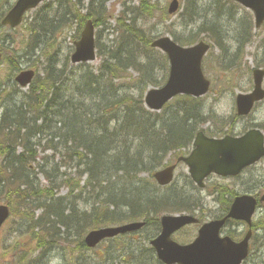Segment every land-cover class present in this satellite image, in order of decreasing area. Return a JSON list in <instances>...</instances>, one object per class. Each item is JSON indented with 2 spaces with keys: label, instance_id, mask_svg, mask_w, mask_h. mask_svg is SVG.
I'll return each mask as SVG.
<instances>
[{
  "label": "rangeland",
  "instance_id": "rangeland-1",
  "mask_svg": "<svg viewBox=\"0 0 264 264\" xmlns=\"http://www.w3.org/2000/svg\"><path fill=\"white\" fill-rule=\"evenodd\" d=\"M15 0H5L0 2V11L7 8ZM70 0L67 2L69 3ZM77 0V8L75 11L68 15L72 21L71 25L63 31L66 24L60 25L58 32L53 35L51 33L42 32L39 27L32 28V18L34 15H41L40 19L52 17L57 11V7L60 5V0H46L36 9L28 13V17L24 20V23L17 30L9 31L3 29L4 37L9 41L8 34H12L13 43L12 48L9 52H5L6 58L0 64V85L7 92H12L13 85L12 81L16 73L24 70V68L35 69L48 64V61L58 59L59 64L64 66L69 64L68 68V78L60 80L58 87L62 90L68 88L70 81L72 79V74L76 73L78 75L82 74L87 70L88 73L92 74L95 78L100 79V83L103 81L107 82L108 85L113 83L122 87L124 93L126 92L130 95L127 99L131 103H136L141 96V93L147 88L151 81L160 82L166 81L169 74V61L166 59L165 55L159 49L154 50L153 59L144 60V65H150L148 72L144 73L137 67V64L131 67L126 65L125 62L122 64L121 60H113L112 63L107 62L112 58V55L119 56L121 53L128 56V51L126 48V37L124 29L118 24V17L124 9L125 0ZM142 0H136L134 6L140 7L139 3ZM151 5L157 3L159 7L157 8L154 15L149 18H144L143 20H138V27L145 29L146 41L154 40L159 36L169 35L176 41L180 37L185 40L188 38L189 29L184 30L186 21L182 19L185 12L187 13V0H181L182 7L175 15L166 14V10L169 6L171 0H148ZM195 3H201L203 5L200 11L201 16H207L209 19L216 14L217 11L214 7L218 4H222V7L228 11V15H225L222 20V36H213L208 33H200V39H205L210 43L212 49L205 56L203 62V69L207 79L211 80L210 92L200 98L199 100L192 99L190 102L185 100L184 97H180L175 101H172L170 105L164 108L159 113H154L149 115H144L143 120L148 118L152 121V125L155 127L154 134H163L162 124L164 121L172 120L175 126H185L187 131L193 130V125L198 127V129L205 131L208 136L213 137H225L226 134L238 136L246 132L253 126L261 128L264 131V101L259 103L255 109L253 115L248 118H242L238 116L236 112V96L239 93H247L253 90L254 78L253 70L260 65L264 66V25L261 28H256L254 23V13L247 10L245 7L238 5L234 0H194ZM73 3H75L73 1ZM92 3L90 13L92 14V19L98 16L96 10L102 11V16L99 15L98 26L96 27V41L100 42L102 46L101 53L97 56L94 61L87 64H72L71 56L75 49V41L80 37V32L82 28L79 27L83 22V16L88 14V7ZM200 4V6H201ZM207 9V10H205ZM187 10V11H186ZM1 13V12H0ZM73 14H76V19H73ZM166 14V15H165ZM82 16V18L79 17ZM27 18L29 20H27ZM97 19V18H95ZM94 19V20H95ZM126 24V21H123ZM30 27V28H29ZM219 27V25H218ZM38 29V31H37ZM247 32L250 39L244 43L245 37H243L242 32ZM41 41L44 45L40 46L37 41ZM11 42V41H10ZM46 45V49H45ZM136 50L140 53L142 52L140 48L142 46L140 43L135 45ZM238 53V59L230 64L234 60V54ZM231 55L232 60H229ZM122 57V56H121ZM229 60V61H228ZM19 68H16V63ZM115 61V62H114ZM108 64L110 65V70H108ZM144 77V78H143ZM15 83V82H14ZM110 83V84H109ZM103 87V86H102ZM14 88L17 89L20 95L28 97L30 92L29 88H20L16 83ZM264 88V82H263ZM131 93L129 92V90ZM3 91V92H5ZM107 92L110 95L114 94L113 90H106L101 88L99 93L94 94L95 100L97 97H102L103 93ZM118 92V91H117ZM134 95V96H133ZM101 101V100H97ZM191 104V106L196 107L195 114H198L199 121L195 122L186 114V109L184 105ZM0 100V114H1ZM142 105V103H141ZM142 107H144L142 105ZM187 108V107H186ZM124 107L116 112V116H121ZM146 109V108H145ZM178 113L172 116V111ZM147 111V109L145 110ZM115 113L109 114L113 116ZM60 120V119H59ZM172 123V124H174ZM38 124H41L39 121ZM176 126V128H177ZM159 128V129H157ZM56 132V131H55ZM143 135L139 131V139L136 136V150L139 144L143 141ZM164 135V134H163ZM50 135L38 134L34 139L36 148L39 150V162L41 163L43 158L53 156L55 160L61 163V157L67 152L65 148V139L57 138L55 139V147L52 148L53 142L50 141ZM47 138V139H45ZM189 138V137H188ZM5 145L15 147V144H9L6 139L0 135V146ZM18 150H22L21 145H17ZM67 147V146H66ZM192 145L183 147L178 151H171L170 156H166L164 167L167 164H172L177 162V157L187 155L191 152ZM67 154V153H66ZM6 157L3 156L0 159V204L10 203L12 215L8 220V223L1 230V241H0V264H22V260L25 259V250L31 249L37 250V239L34 238L31 232H29L30 219L34 212V205L30 204L27 208L23 209L26 205V199L18 200L15 195L10 193H15V189L12 190L7 186L6 183V166H2L3 160ZM37 166H33L30 170L35 169ZM159 168V169H161ZM64 169L62 168V172ZM189 170L186 164L179 163L176 168L175 178L173 184L167 187H158L153 181L148 169L142 168L139 170L137 183L139 180H145L144 182L149 183V188L163 193L165 195L174 196L177 195L179 198L186 199L189 204V211L186 209V213L194 214L201 218L202 222H208V220L215 219L221 216L222 211L225 210L226 204L222 202L219 198L218 189L227 190L229 194L224 196L223 201H230L235 195H240L242 193L262 195L264 192V159L261 162L250 166V168L243 171L237 177L223 178L220 176L211 175L206 179V188H197L192 181H190V176L188 174ZM70 175V172H66ZM39 185L41 188L49 190L51 187L55 195V203L58 199L66 198V200L73 201L74 198L70 197V193L74 191V187L78 183V179L72 178L69 184L55 183L54 186L48 182V180L41 176L38 177ZM192 182V183H191ZM6 183V184H5ZM2 184H5L4 186ZM84 185H82L83 187ZM159 188V189H156ZM24 190V189H21ZM80 192V191H79ZM233 192V193H232ZM88 191L85 188L83 191V196L85 202L80 206L81 210L86 209L89 205L93 204V199L87 194ZM87 194V195H86ZM235 194V195H234ZM64 199V201H66ZM57 204V203H56ZM255 215V236L251 242L252 251L251 257L244 264H264V206L257 210ZM172 214L170 212H164ZM184 213V212H182ZM35 216L41 214L40 210L34 212ZM154 219L159 218L163 214H153ZM74 223L70 224L72 227ZM155 221L153 222L154 226ZM153 226H147L140 232L131 233L127 236H121L119 240L116 241H105L99 245L96 249H89L82 251L79 245L70 244L65 242L60 245L62 251L57 253H47L46 261L48 264H88L97 261L101 264H155L156 259L154 258L153 252L144 251L147 248L148 242L145 241L147 236L153 235ZM199 225L186 228L175 234V240L179 242H187L196 237ZM56 230L64 232L65 227H61L56 223ZM246 227L244 224L231 223L224 231L223 234L229 233L233 234L236 238H241L244 235ZM73 235L76 231L72 232ZM44 235L43 232L39 231V237ZM77 238V237H76ZM75 239H70L75 241ZM147 242V243H146ZM128 252L124 258H115L119 254H124ZM37 255V252L34 253ZM78 261V263H77ZM75 262V263H73Z\"/></svg>",
  "mask_w": 264,
  "mask_h": 264
},
{
  "label": "bare ground",
  "instance_id": "bare-ground-1",
  "mask_svg": "<svg viewBox=\"0 0 264 264\" xmlns=\"http://www.w3.org/2000/svg\"><path fill=\"white\" fill-rule=\"evenodd\" d=\"M3 1L5 0H0V2H3ZM196 1L198 2V0ZM134 2H136V0H125L123 4L124 9L118 17L119 25L123 21L127 22L124 28H125V35H127L126 48L129 54L128 56H125L123 55V53H121L118 56V59L121 60L122 62H125V64L130 67L132 65L137 64V67H139L142 70L143 68L150 66L147 64L144 65L143 64L144 60L153 59L155 52L149 46V43L146 41L147 36L145 33V29L138 27V20H143L144 18H149L152 15H154L159 5H157V3L154 5H151L147 2H144L143 6L140 8V7L134 6ZM200 4L192 2L191 5H189L187 8L188 12L187 13L185 12L184 14V19L186 21L184 30L189 29L188 36H195L200 33H208V34H212L213 36H218V37L222 36L223 32H222L221 27L222 25H224L222 18L225 15L229 14L228 11H226L225 7L224 8L222 7V4L221 5L218 4L214 7V9H216L215 11H217L216 14L212 16V18L209 19L207 16H201L200 11L202 10L203 5L201 4L200 6ZM90 7H91V3L88 8ZM75 9H76L75 5L71 3L66 8L58 7L57 11L63 14L64 16H67V15L72 14L75 11ZM169 9L170 7L168 6L166 10V14L168 15L171 14L169 12ZM5 10L6 8L2 10V12L0 13V50L9 52L12 48L13 41L12 42L8 41L4 37V34L2 32L3 28L5 27V22H4L6 19L5 14H4ZM96 11L98 15L102 16L101 10H96ZM28 13H26L22 17H28L27 16ZM41 17H42L41 15H37V14L33 16L32 28L39 27L40 29H44L49 26L48 18L40 19ZM79 17L82 18L81 15H79ZM85 19L87 20V22L92 23L93 21L92 16L89 13L85 16ZM27 20L29 19L27 18ZM242 34H243V37H245L244 39V43H245L250 39V36L245 31L242 32ZM37 43L41 44L40 46L44 45L39 40L37 41ZM138 43H140V45L142 46V48H140L142 52L140 53L135 48V45ZM45 49H46V45H45ZM101 50H103L102 46L100 45V42H97L94 46L95 59L97 58L99 53H101ZM240 52L241 51H239V53ZM74 54L75 53L72 52L70 56H73ZM237 55L238 54H234V60L230 64H233L238 59ZM232 59H233V56L231 55L229 60H232ZM15 64L16 65L18 64L17 61ZM50 65L52 67H56V69L61 70L62 73L68 72L66 69H63V66L61 64H59L58 59H54L50 63L46 64V66L43 65L40 67H36L34 69L33 71L34 75L31 80L34 86H36L43 78L46 77L47 72L49 71V69H51ZM143 72L147 73L148 68L144 69ZM93 81H94V84H91L92 88L94 85H98L99 87L104 88L106 90H113V91L116 90L120 93L123 102L130 105V102L126 98V95L124 91L122 90V87L117 85L118 83L117 84L113 83L111 85H108V83L105 81H103L102 83H98L97 81H95V79H93ZM14 84L15 83H14V78H13L12 85H13L14 90L12 92L5 91V89H3V86L0 85V100L2 102V105H1L2 112L0 114V135L2 134L4 130L12 126H15L17 124L20 126H26L28 124H31V122L34 119H36L37 116H40V115H44L43 119L47 120L48 126L53 127L57 123V126L60 127L63 122L62 121L59 122V119H65V117L69 118L70 117L69 114L72 111L71 107L75 103L76 99L81 97L82 94L83 95L88 94L91 88V85L89 84V82H83L80 85H76L68 93H65L61 91V87L56 86L55 89L51 91H47V93L38 95L36 98H31V97L28 98L24 95H20L19 91L14 88ZM167 84H168L167 80L165 82L160 81L158 83H155L154 87L158 88V87L165 86ZM129 92L131 93L130 90ZM145 98H146V94L142 92L137 104L143 103L145 101ZM102 101L106 102L107 97H104ZM121 104H119L118 106H121ZM86 105L90 106L91 103L86 102ZM184 108L186 109L188 113L192 114L190 117L192 120L194 119L195 122L199 121L198 114L194 113L197 111L195 106L193 105L191 106V104H186L184 105ZM143 113H144L143 108L140 105H138L132 111V115H131V117L133 118V121H135L136 123L137 122L143 123V126L145 127V133L143 135V138L147 140V142H149V147L138 158V160L141 161V164L139 165L138 170L142 168L145 170L147 168L149 171H152L157 168H160L162 165H164L166 161L164 158L166 156H170L172 154L171 153L172 150L175 152L180 149H183V147L187 145L189 147L192 145V150L196 148L195 144L193 143L194 138L192 139L186 138V139H182L181 141H177L176 139H173L171 140L173 141L171 144L170 142H168L162 145V149L160 150V148H158L157 146V140L154 138L155 137L154 135L155 127L152 125V121L149 118L147 120H143V117H144ZM174 113L177 114L178 110L177 112H174V110L172 111L171 118L175 116ZM81 114H82V118L86 120L88 115H86L84 111H81ZM71 119L73 120V117ZM75 121L79 123L80 119L76 118ZM172 123L174 122L170 119V120L164 121L162 126L166 127V126L171 125ZM203 132H204L203 130L198 129V127H195L193 125V134L203 133ZM210 137H213V136H210ZM109 139L115 143L121 144L125 148L132 146L136 142L132 133H127L124 135L113 134L109 137ZM109 143L111 145V141H109ZM4 151L6 155V160H15L17 159L19 155L25 153L24 149L18 150V147L15 148L13 146H5ZM38 151L39 150L36 147H34L33 153H31L29 156L25 153L26 158L27 156L29 158L34 157L33 159H35V161L32 162V167L37 166L35 169H33L34 170L33 173L30 169L26 171L27 174L31 177L32 182H35L34 177L38 178L41 175V176H44L48 180V182L51 183L52 186H54V184L59 182L60 180L69 184L73 177L78 179V184H80L81 187L82 185H84L88 176L84 175V177L82 178L81 176L82 174L80 173L79 170L74 168V165L66 163V159L69 157L70 150L66 152L67 154L64 153L62 155L61 160H60L61 163H59L60 166H58V162L55 160L53 156L45 157L43 158L41 163H38L39 162ZM187 155L179 156L177 157V160H180L181 158ZM62 168L64 169L63 172H62ZM67 171L70 172V175L66 174ZM46 172L48 173L49 176H54L55 179L53 180L49 179L46 176ZM135 175L137 176V174ZM36 183H39V179L38 181H36ZM51 190L53 191L52 187H51ZM217 193H219L220 195L219 196L220 200L222 202H225L226 207H228L230 205V201L228 200L223 201L224 196L229 194L228 191L223 190V189H218ZM150 194L153 195L155 200L157 199L155 203L161 204L163 199H165L167 200V202H169L173 206V209H175L177 212L179 213L183 212L181 207L177 204H173L171 198H169L167 195L163 193L161 194L153 189L150 190ZM70 197H73L74 200L73 201L66 200L61 203L56 202L57 204L53 201H49L47 198L43 196L41 198L34 199V201L32 202V204L34 205V212L37 210H40L41 214L36 217L33 212L31 216L30 221H32V227H31L30 232L32 233L33 236L39 235V230L42 229L43 225L53 224V222L60 223V224H66L68 227H65V230L63 233H61L62 232L61 231L58 233L53 232L50 234H44L40 239L37 240V243H38L37 250H33L31 252V249H28L24 251L26 255H25V259L22 260V264H48L46 261L47 254H45L43 251L47 253H51V252L57 253L58 251H62V248L60 247V245L64 244L65 242H68L69 244L70 242L72 244L77 243L79 245V248L82 249L85 243L84 240L86 237V233H84L83 230L81 231L78 227H83L84 225L81 222H77L73 227H71L70 223L78 215L82 217V215L87 216V214L93 213L95 207L88 206L86 207V209L81 210L80 206L82 207V205L85 202V198L83 196V188L75 189L72 193H70ZM130 214L131 212L130 213L122 212V217L123 215H126V216L128 215L130 217L131 216ZM182 214H185V212ZM160 219L161 218L159 217L158 220ZM125 226H128V224L124 222V220L114 223V227L118 229H120V227H125ZM73 231L74 232L76 231L75 235L72 234ZM127 235H129L128 232L119 231L115 233V235L110 236L106 241H109V240L116 241V240H119L121 236H127ZM75 238H76L75 241L73 240L70 241V239H75ZM153 240H155V238ZM145 241L148 242V245H147V248L144 249V251H151L152 246H153L152 238L151 239L147 238ZM235 241L239 242V239L235 238ZM36 252H37V255L34 254ZM127 253L128 252H125L124 254L121 253L117 255L115 258L121 259L122 257L123 259ZM79 264H84V263H79ZM88 264H91V263H88ZM93 264H101V263L95 261L93 262ZM155 264H167V262L166 260L165 261L157 260Z\"/></svg>",
  "mask_w": 264,
  "mask_h": 264
},
{
  "label": "trees",
  "instance_id": "trees-1",
  "mask_svg": "<svg viewBox=\"0 0 264 264\" xmlns=\"http://www.w3.org/2000/svg\"><path fill=\"white\" fill-rule=\"evenodd\" d=\"M144 2L145 1H143V3ZM192 2V0H187V7L191 5ZM143 3L141 5H143ZM61 16L62 15L58 16V22H61L62 25L65 20ZM119 26L124 28L125 24L122 22ZM197 37V35L189 36L190 40L187 44L194 42ZM115 59L118 60V56L114 54L110 60H107V62L112 63ZM51 61L52 60L48 62L50 63ZM14 66L18 68L17 65ZM50 67L51 69L47 72L46 77L36 86L32 85V91L28 95V98H36L38 95L55 89L58 80L65 76V73H62V71L56 69V67H52L51 65ZM107 68L110 70L109 64ZM75 77L76 75H74V79ZM93 79L100 83V80L95 77L93 78L92 74H82L80 78L74 80V87L83 82H89L90 85L94 84ZM99 89L101 90V87L98 85H94L93 88L91 85L90 92ZM70 90L71 89L61 91L68 93ZM90 92L86 95L82 94L81 97L76 99L71 107L72 111L69 114L70 117H65V119L59 120V122H63H61L62 124L60 127L57 126V123L53 127L48 126L47 120L43 119L44 115H40L37 116L31 124L26 126H20L17 124L8 128V131L7 129L4 130L2 133H5V136L3 134L1 135L6 140L8 139L11 142H17L22 145L25 153L29 156L33 153L34 147L36 146L31 142V138L44 131H50V135L55 137L54 131L52 132L51 130L52 128L56 129L57 126L56 131H58V137L65 139V148H67V151L70 150L66 163L74 165V168L79 170L82 174V178L84 175L88 176L84 183L85 186L81 187L80 184L77 183L76 187H74L75 189L83 188V191L86 188L88 191L87 194L94 201L93 206L95 209L93 213L87 214V216L82 215V217L78 215L74 218V220H76L75 223H83L84 226L78 228L81 231L83 230L84 233H86L89 228L108 225V223H117L122 220L130 221L131 219H141V217L145 218L147 223H153L155 221L154 225L157 226L159 220L158 218H152V215L159 214L171 204L165 199H163L161 204L155 203L157 199L155 200L153 195L150 194L151 189L148 187L149 183L143 182L145 180H139L140 183H137L139 173L138 167L141 164V161H139L138 158L149 147V142L143 139L141 144L137 147V152H135L133 149L136 147V142L132 146L125 148L121 144L115 143L109 139L113 134L124 135L132 133L135 139L136 136L139 137V131H141L142 134L145 133V127L142 126L143 123L137 124L140 122L136 123L131 117L132 111L138 105L127 106L126 111H124L123 122L115 123V125L113 124L112 126V120L115 118L110 117L109 113L114 111V109L117 108V105L122 103L121 106H125L127 103L125 104L123 102L122 97L112 101V99L105 94L103 95V98L107 97V101H102V98L100 103H96ZM86 102L91 103V105L87 106ZM81 111H84L85 114L88 115L86 120L82 118ZM144 114L145 112L143 113V116ZM72 117L73 120L71 119ZM39 118L43 121L42 125H38L37 120ZM76 118L80 119L79 123L75 121ZM117 119L120 121L119 118ZM176 126L175 123L166 127L162 126L161 129L163 130L164 135L154 134V138L157 140V146L160 150L162 149V145L168 142L171 144L173 142L171 140L173 139L181 141L182 139L188 138L187 134L188 136L190 134L191 138L193 137L192 130L188 133L185 126H177V128ZM109 141H111V145ZM17 145L18 144L15 145V148ZM5 146L1 147V153L5 154ZM54 147L55 145L52 144V148ZM25 153L19 155L15 160H5L2 164V166L7 167V186L12 190L15 189V193H10V196L15 195L16 199L21 201L26 199L25 207L30 205L34 199L41 198L42 196L49 201L54 202L56 199L54 198L55 195L51 188L49 190L41 188L39 183H36L38 178L34 177L35 182H32L31 177L27 174L26 171L32 168V162H34L35 159H33L34 157L29 158L28 156L26 158ZM31 171L32 173L34 172V170ZM148 172L150 171L148 170ZM151 172H153V170ZM135 174H137V176ZM46 176L49 179H55L54 176H49L47 172ZM61 183L67 184L64 181H61ZM22 188H24V190H21ZM175 198L176 197L171 198L172 203H179ZM64 199L66 200V198L58 199L57 203L63 202ZM122 212H131V216L123 215L122 217ZM153 217H156V215ZM61 225L68 227L66 224ZM55 230L56 223L53 222V224L43 225L42 229L39 231L44 234H50L53 232L58 233ZM34 238L37 240L40 239L38 235L34 236Z\"/></svg>",
  "mask_w": 264,
  "mask_h": 264
},
{
  "label": "water",
  "instance_id": "water-1",
  "mask_svg": "<svg viewBox=\"0 0 264 264\" xmlns=\"http://www.w3.org/2000/svg\"><path fill=\"white\" fill-rule=\"evenodd\" d=\"M41 1L43 0H20L4 22L13 26L20 24L26 9L36 6ZM238 1L251 7L256 12L257 23L261 25L264 19V0ZM178 7V0H173L169 12H176ZM93 32V25L88 22L81 40L77 43L73 62L94 59ZM153 46H159L168 53L171 60V74L166 87L149 93L146 100L148 105L159 109L164 102L180 92L192 93L196 96L207 92L210 83L203 75L201 62L202 56L209 49L208 45L200 42L195 47L184 49L167 38L156 41ZM262 76L263 72L257 70L255 73L256 91L253 94L238 96V112L240 114H248L253 103L264 96V92L260 89ZM32 78V71H24L17 76V80L22 86L27 85ZM195 145L197 148L189 158H185V161L190 167L193 180L201 186L204 185L203 179L212 172L225 176L228 174L237 175L244 166L258 161L264 155L263 136L255 131L249 132L248 135L238 139L227 136L225 139L220 140L207 138L200 133ZM173 168L172 166L161 170L162 172L155 175L160 184L170 183L173 179ZM262 200H264V196ZM255 205L256 201L252 197L241 196L236 198L230 214L226 218L205 224L199 232L198 239L186 247L175 244L169 236L186 223H196L197 220L191 216H165L162 220L163 234L154 240L152 244L158 249L160 258L168 263L179 261L181 264H240L243 258L246 257L251 232L241 243H235L229 237L221 238L219 232L230 217L250 222ZM8 216V207L0 205V227ZM142 225L143 223H133L120 227V229L109 228L92 231L87 235L85 241L89 246L94 247L102 239L109 238L119 231L130 232L141 228Z\"/></svg>",
  "mask_w": 264,
  "mask_h": 264
}]
</instances>
